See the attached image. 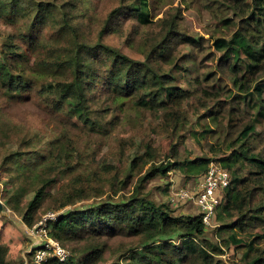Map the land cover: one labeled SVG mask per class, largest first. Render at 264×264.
<instances>
[{
  "label": "trees",
  "instance_id": "obj_1",
  "mask_svg": "<svg viewBox=\"0 0 264 264\" xmlns=\"http://www.w3.org/2000/svg\"><path fill=\"white\" fill-rule=\"evenodd\" d=\"M167 1L0 0L6 205L27 228L61 211L48 235L68 252L42 264H223L230 250V264H264V0H183L213 22L207 38ZM123 100L167 150L141 130L115 136ZM186 138L207 155L181 153ZM211 162L229 174L213 240L186 201L146 188L175 172L193 189ZM9 253L0 241V264Z\"/></svg>",
  "mask_w": 264,
  "mask_h": 264
},
{
  "label": "rangeland",
  "instance_id": "obj_2",
  "mask_svg": "<svg viewBox=\"0 0 264 264\" xmlns=\"http://www.w3.org/2000/svg\"><path fill=\"white\" fill-rule=\"evenodd\" d=\"M170 3H173L172 5ZM170 4V5H168ZM183 0H168L166 2L167 6H180L183 12V21L182 26L186 29L190 34L202 36L204 38L209 37V31L212 29L213 22L207 15L206 12L199 10L198 8L192 9L189 5H186ZM5 28L0 25V34L5 32ZM106 42L109 44H114L118 46V41L113 38H107ZM126 52V51H125ZM24 108L20 110H16V112H21ZM134 106L129 100L120 101L119 113L122 117L121 126L116 132V137L124 138L130 135L132 130L136 132L141 130L143 134H151L153 138L157 141L161 150H167L168 142L166 139H159L155 136L154 132L158 131L159 126L158 122L151 117L143 116L140 113H136L134 110ZM29 110V111H28ZM26 113L34 112L31 107L28 109L25 108ZM32 115V114H31ZM29 116L30 124L32 125V130L35 131L39 128V121L37 118ZM197 116L192 118L193 122H196ZM18 118H14L17 120ZM1 122H4L3 120ZM5 123V122H4ZM6 124V123H5ZM31 130V131H32ZM180 152L182 153L184 150H188L191 152L192 156H205L207 153L205 150H202L198 144L193 141L191 138H186L183 145L179 147ZM5 173L0 168V203L2 204V209L0 210V241L9 245L10 253L8 259L13 264H36L33 261L32 255L33 250L36 248L37 241L33 236L30 235L31 229L36 226L40 219L32 228H27L21 217L18 214H14L11 212L6 205V191L8 190L7 180L5 178ZM170 184V190L167 194H164L163 188L165 184ZM190 183V182H189ZM192 186L194 183H191ZM186 184L184 183L183 178L175 172H171L166 179H153L151 180L146 188L151 192L152 197L157 201L162 200L161 196L164 195L166 199L170 195L172 190L175 188H184ZM55 191V189H53ZM163 196V197H164ZM165 199V198H164ZM28 200V197L26 198ZM91 202H83L78 204L76 207L87 206ZM74 208V207H73ZM186 212L192 211L191 205L189 202L186 203L185 207ZM50 211L45 212L42 217ZM214 227L208 229V238L213 240L212 232ZM241 250L233 251L230 250L222 255L220 260H222L223 264H230L231 262H238L240 259Z\"/></svg>",
  "mask_w": 264,
  "mask_h": 264
},
{
  "label": "built area",
  "instance_id": "obj_3",
  "mask_svg": "<svg viewBox=\"0 0 264 264\" xmlns=\"http://www.w3.org/2000/svg\"><path fill=\"white\" fill-rule=\"evenodd\" d=\"M228 184V172L211 162L206 174L193 189L172 190L171 200H181L196 205L206 228H212L215 208L220 203V195ZM60 214L61 211L46 213L30 231V235L38 242L32 255L36 264H42L48 257H55L59 261H64L68 257V252L48 235V225L55 222Z\"/></svg>",
  "mask_w": 264,
  "mask_h": 264
},
{
  "label": "crops",
  "instance_id": "obj_4",
  "mask_svg": "<svg viewBox=\"0 0 264 264\" xmlns=\"http://www.w3.org/2000/svg\"><path fill=\"white\" fill-rule=\"evenodd\" d=\"M199 182V181H198ZM198 182H195L194 184H193V186L192 187H195L196 185H197V183ZM178 189H181V188H178ZM189 205H191V207H192V209L194 210V211H196V212H198L199 213V210H198V208H197V206L196 205H194L193 203H191V202H189Z\"/></svg>",
  "mask_w": 264,
  "mask_h": 264
},
{
  "label": "water",
  "instance_id": "obj_5",
  "mask_svg": "<svg viewBox=\"0 0 264 264\" xmlns=\"http://www.w3.org/2000/svg\"><path fill=\"white\" fill-rule=\"evenodd\" d=\"M2 209V204L0 203V210Z\"/></svg>",
  "mask_w": 264,
  "mask_h": 264
}]
</instances>
